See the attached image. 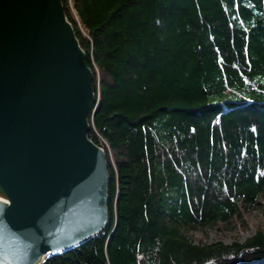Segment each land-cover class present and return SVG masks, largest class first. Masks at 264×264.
Returning a JSON list of instances; mask_svg holds the SVG:
<instances>
[{
	"label": "trees",
	"instance_id": "obj_1",
	"mask_svg": "<svg viewBox=\"0 0 264 264\" xmlns=\"http://www.w3.org/2000/svg\"><path fill=\"white\" fill-rule=\"evenodd\" d=\"M95 75L105 233L44 264H264L193 230L264 197V0H63Z\"/></svg>",
	"mask_w": 264,
	"mask_h": 264
},
{
	"label": "water",
	"instance_id": "obj_2",
	"mask_svg": "<svg viewBox=\"0 0 264 264\" xmlns=\"http://www.w3.org/2000/svg\"><path fill=\"white\" fill-rule=\"evenodd\" d=\"M94 81L63 0H0V264H44L109 227Z\"/></svg>",
	"mask_w": 264,
	"mask_h": 264
},
{
	"label": "rangeland",
	"instance_id": "obj_3",
	"mask_svg": "<svg viewBox=\"0 0 264 264\" xmlns=\"http://www.w3.org/2000/svg\"><path fill=\"white\" fill-rule=\"evenodd\" d=\"M258 230L264 231V197L257 205L242 208L240 216L231 222L219 223L211 228L193 230L192 237L200 243L222 241L230 244L235 241H245Z\"/></svg>",
	"mask_w": 264,
	"mask_h": 264
}]
</instances>
